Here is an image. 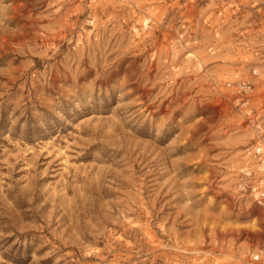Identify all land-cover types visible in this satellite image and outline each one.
<instances>
[{
  "label": "rangeland",
  "instance_id": "rangeland-1",
  "mask_svg": "<svg viewBox=\"0 0 264 264\" xmlns=\"http://www.w3.org/2000/svg\"><path fill=\"white\" fill-rule=\"evenodd\" d=\"M0 264H264V0H0Z\"/></svg>",
  "mask_w": 264,
  "mask_h": 264
},
{
  "label": "built area",
  "instance_id": "built-area-1",
  "mask_svg": "<svg viewBox=\"0 0 264 264\" xmlns=\"http://www.w3.org/2000/svg\"><path fill=\"white\" fill-rule=\"evenodd\" d=\"M243 88L245 89L246 92L251 91L252 90V83L250 82H245V84H243ZM262 150H260V148L258 149V152H261ZM259 257H256V259Z\"/></svg>",
  "mask_w": 264,
  "mask_h": 264
},
{
  "label": "bare ground",
  "instance_id": "bare-ground-1",
  "mask_svg": "<svg viewBox=\"0 0 264 264\" xmlns=\"http://www.w3.org/2000/svg\"><path fill=\"white\" fill-rule=\"evenodd\" d=\"M146 20V19H145ZM260 150H262L261 148H260Z\"/></svg>",
  "mask_w": 264,
  "mask_h": 264
}]
</instances>
